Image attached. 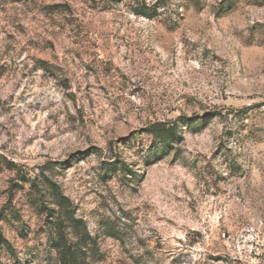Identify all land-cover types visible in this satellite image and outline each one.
Returning <instances> with one entry per match:
<instances>
[{"label": "rangeland", "instance_id": "obj_1", "mask_svg": "<svg viewBox=\"0 0 264 264\" xmlns=\"http://www.w3.org/2000/svg\"><path fill=\"white\" fill-rule=\"evenodd\" d=\"M77 234L264 264V0H0V264Z\"/></svg>", "mask_w": 264, "mask_h": 264}, {"label": "trees", "instance_id": "obj_2", "mask_svg": "<svg viewBox=\"0 0 264 264\" xmlns=\"http://www.w3.org/2000/svg\"><path fill=\"white\" fill-rule=\"evenodd\" d=\"M27 1V0H25ZM158 4V5H157ZM156 5V6H155ZM154 5V7H158L159 8V1L158 3H156ZM147 7V6H145ZM146 10H150V7L145 8ZM154 8H151V10ZM143 14H145L146 16L152 18L155 17L156 14L155 13H148L147 11L144 12ZM171 127L169 128H164L163 129V133L168 134L170 136L171 134ZM3 239H0V244H3ZM57 241V240H56ZM54 243V248L57 250L58 252V264H93V261H91L89 258L90 256H88L86 254V250L88 249V246H90L91 242H87L86 239L84 238V235L82 234H77V243H74L72 241L67 242L64 241V239H62V243H58V241Z\"/></svg>", "mask_w": 264, "mask_h": 264}]
</instances>
